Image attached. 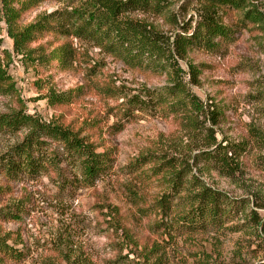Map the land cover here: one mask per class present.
Returning <instances> with one entry per match:
<instances>
[{
    "label": "rangeland",
    "instance_id": "1",
    "mask_svg": "<svg viewBox=\"0 0 264 264\" xmlns=\"http://www.w3.org/2000/svg\"><path fill=\"white\" fill-rule=\"evenodd\" d=\"M170 1L163 14L133 17L156 26L172 42L178 33H193L205 1ZM248 1V7L264 14V0ZM63 5L41 2L22 11L17 25L34 23ZM222 14L231 26L230 37L218 39L213 49L196 44L184 58L175 56L174 68L172 59L135 67L70 38L77 50L75 68L58 70L36 67L28 51L40 42L52 40L56 46L65 39L48 35L30 47H16L0 0V68L12 85L0 91V115L20 111L70 125L94 142L98 152L114 158L111 172L89 188L75 185L72 175L67 186L55 176L8 181L0 172V188H6L0 209L21 216L19 221L0 217V239L23 254L18 262L0 256V264H264V24L246 20L242 11L229 7ZM171 87L185 90L188 109L169 114L150 108L123 115L126 98L117 95L120 91L147 97V90ZM53 92H70L72 98L66 104H49L47 96ZM193 101L204 106L206 117ZM212 110L218 112L216 125L209 119ZM26 132L0 131V158ZM214 139L248 143L236 174L226 176L200 159L198 154L212 149L207 145ZM151 155L158 161L151 162ZM142 158L147 163L135 170ZM161 161L168 163L154 175L153 167ZM179 171L187 190L174 193L169 180ZM195 179L243 199L236 218L219 230L188 228L181 216L190 208L188 189L196 187L191 194L199 190L201 183ZM170 191L171 201L163 209L161 198Z\"/></svg>",
    "mask_w": 264,
    "mask_h": 264
},
{
    "label": "trees",
    "instance_id": "2",
    "mask_svg": "<svg viewBox=\"0 0 264 264\" xmlns=\"http://www.w3.org/2000/svg\"><path fill=\"white\" fill-rule=\"evenodd\" d=\"M2 1L8 15V23L12 26L10 34L16 47H28L48 35L65 39L56 46H53L52 40L40 42L28 51L33 56L36 67L58 70L75 68L77 50L74 44L69 42L70 38L85 41L135 67L149 68L158 61L172 59L169 65L174 68L177 61L175 56L184 58L188 49L196 44L213 49L218 46V39L230 37L231 26L225 23L222 14L225 7L242 11L246 20L264 24V14L256 8L248 7L252 4L248 0H204V5L198 11L197 28L193 33L176 34L171 42V38L156 26L142 18L133 17L134 14H163L170 7V0H55L63 2L64 5L44 14L27 26L17 25L16 21L20 13L36 7L41 2L51 0ZM76 1L79 3L74 5ZM172 46L177 50H172ZM9 81L10 77L0 68V91L6 88ZM11 86L9 84L8 88ZM147 91V97L140 94L129 96L121 91L117 94L126 98L122 108L124 116L134 115L136 111L150 108L157 112L169 111V114L171 112L177 114L178 111L188 109L189 103L185 102V90L182 87H171L165 91ZM71 98L70 92L58 94L53 92L47 96L49 104L54 105L66 104ZM193 103L195 110L206 117L207 110L204 106L196 104V101ZM209 113L213 125L218 124L217 110ZM188 115H190L189 119L193 117V113ZM22 129L27 131L22 140L0 158V172L8 181L36 180L39 177L55 176L66 184L68 182L66 180L72 175L76 182L72 181L71 184L74 182L75 185L89 188L111 172L114 158L107 152H98L94 142L82 136L80 130L55 120H44L41 116L20 111L0 115V131L17 133ZM207 146L213 148L201 151L198 154L200 159L203 158L205 162L214 164L226 176H232L242 168L249 149L245 140L225 139L219 142L214 139ZM147 161L142 158L140 162H135L134 169H139ZM152 161H158L154 155H151ZM165 163L168 162L161 161L160 164L155 165L153 174H160ZM182 180L181 171L172 174L169 180L171 191L175 193V191L187 190V185L183 186ZM194 183L201 182L195 179ZM192 185L193 182L190 183V186ZM199 186V190L194 194L191 192L196 187L188 189L190 191L187 203L190 208L181 216L182 222L188 228L207 230L212 226L219 230L226 222L236 218L237 211L243 206V199L231 198L221 190L213 189L203 183ZM5 191L6 188H0V195ZM171 191L163 194L161 198L163 209L168 207L167 201H171ZM18 211L23 210L18 208ZM13 214L4 208L0 209V217L5 220H12V217L18 221L21 219L18 214ZM254 215L253 217H258L256 213ZM0 256L6 262H18L23 254L0 239Z\"/></svg>",
    "mask_w": 264,
    "mask_h": 264
}]
</instances>
